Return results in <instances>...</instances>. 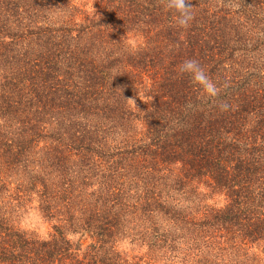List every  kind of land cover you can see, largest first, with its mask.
I'll return each instance as SVG.
<instances>
[{
  "label": "trees",
  "instance_id": "1",
  "mask_svg": "<svg viewBox=\"0 0 264 264\" xmlns=\"http://www.w3.org/2000/svg\"><path fill=\"white\" fill-rule=\"evenodd\" d=\"M189 2L0 0V264H264V0Z\"/></svg>",
  "mask_w": 264,
  "mask_h": 264
},
{
  "label": "clouds",
  "instance_id": "2",
  "mask_svg": "<svg viewBox=\"0 0 264 264\" xmlns=\"http://www.w3.org/2000/svg\"><path fill=\"white\" fill-rule=\"evenodd\" d=\"M166 4L168 9L174 12L178 26L187 27L194 19L189 0H166ZM179 71L181 74H189L193 83L202 86L209 95L216 94L215 86L206 76L197 61L192 59L185 60L180 65Z\"/></svg>",
  "mask_w": 264,
  "mask_h": 264
},
{
  "label": "rangeland",
  "instance_id": "3",
  "mask_svg": "<svg viewBox=\"0 0 264 264\" xmlns=\"http://www.w3.org/2000/svg\"><path fill=\"white\" fill-rule=\"evenodd\" d=\"M22 224L26 227V228H30V229H36V231L38 232V234L40 235H46L49 226L45 223H43L38 216L32 214L28 217H24Z\"/></svg>",
  "mask_w": 264,
  "mask_h": 264
}]
</instances>
